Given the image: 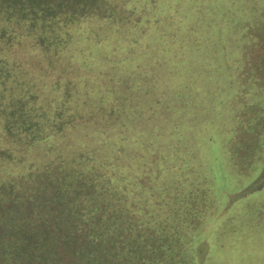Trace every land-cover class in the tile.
Listing matches in <instances>:
<instances>
[{
	"label": "trees",
	"instance_id": "trees-1",
	"mask_svg": "<svg viewBox=\"0 0 264 264\" xmlns=\"http://www.w3.org/2000/svg\"><path fill=\"white\" fill-rule=\"evenodd\" d=\"M232 261L264 264V0H0V264Z\"/></svg>",
	"mask_w": 264,
	"mask_h": 264
},
{
	"label": "rangeland",
	"instance_id": "rangeland-1",
	"mask_svg": "<svg viewBox=\"0 0 264 264\" xmlns=\"http://www.w3.org/2000/svg\"><path fill=\"white\" fill-rule=\"evenodd\" d=\"M231 180H233V183H236V182H235V178H231ZM242 181H243V183H244L245 180H242ZM234 258H235V256H233V259H234ZM244 258H247V260H249V255L246 254ZM226 259H227V258H225V260H226ZM235 259H236V258H235ZM225 260H224V263H225ZM244 260H245V259H244ZM226 261H227V260H226ZM234 263H235V262L232 261V262H230L229 264H234Z\"/></svg>",
	"mask_w": 264,
	"mask_h": 264
}]
</instances>
